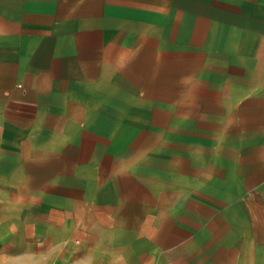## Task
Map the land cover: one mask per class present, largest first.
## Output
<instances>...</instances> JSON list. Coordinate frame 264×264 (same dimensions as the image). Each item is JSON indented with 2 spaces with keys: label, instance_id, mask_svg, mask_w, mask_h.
<instances>
[{
  "label": "crops",
  "instance_id": "1",
  "mask_svg": "<svg viewBox=\"0 0 264 264\" xmlns=\"http://www.w3.org/2000/svg\"><path fill=\"white\" fill-rule=\"evenodd\" d=\"M0 264H264V0H0Z\"/></svg>",
  "mask_w": 264,
  "mask_h": 264
}]
</instances>
